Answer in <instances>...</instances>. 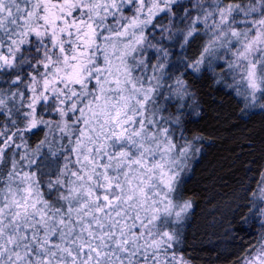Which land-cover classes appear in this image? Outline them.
Segmentation results:
<instances>
[{
	"label": "snow or ice",
	"instance_id": "snow-or-ice-1",
	"mask_svg": "<svg viewBox=\"0 0 264 264\" xmlns=\"http://www.w3.org/2000/svg\"><path fill=\"white\" fill-rule=\"evenodd\" d=\"M209 89L264 120V0H0V264H195ZM259 176L214 222L236 264H264Z\"/></svg>",
	"mask_w": 264,
	"mask_h": 264
},
{
	"label": "trees",
	"instance_id": "trees-1",
	"mask_svg": "<svg viewBox=\"0 0 264 264\" xmlns=\"http://www.w3.org/2000/svg\"><path fill=\"white\" fill-rule=\"evenodd\" d=\"M207 91L210 107L192 125L202 132L204 149L184 185L186 197L193 202L187 229L189 254L195 264H236L238 249L230 247L232 242L223 239L222 229L214 227V222L227 213L234 191L242 185L255 187L264 171V120L258 116L247 125L232 127L237 122L227 118L234 115L236 101L222 91ZM245 143L252 147H245L241 155L239 145ZM253 159L256 163H251Z\"/></svg>",
	"mask_w": 264,
	"mask_h": 264
}]
</instances>
